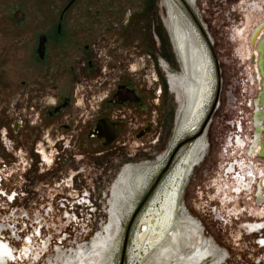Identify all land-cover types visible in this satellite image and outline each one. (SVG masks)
Listing matches in <instances>:
<instances>
[{
  "label": "flooded vegetation",
  "instance_id": "1",
  "mask_svg": "<svg viewBox=\"0 0 264 264\" xmlns=\"http://www.w3.org/2000/svg\"><path fill=\"white\" fill-rule=\"evenodd\" d=\"M75 1H67L57 12L26 13L17 9L12 14L18 25L17 68L12 71L7 67L11 62L7 57L11 55H4L5 58L0 63V178H3L0 179V206L18 207V202L11 201L23 190L27 194L41 195L66 193L70 190L68 186L58 187L60 183H65L64 179L69 181L79 174L90 176L104 173L112 163L134 160L136 152L139 156L144 155L147 149L145 146H149L152 140L155 144L163 137L161 143L165 144L169 134L170 140L164 152L154 160L124 166L113 180L109 222L102 229V235L92 240L90 245L79 247L77 252L69 255L60 251L58 244L55 245L48 264H96L108 242L103 240L116 222L115 214L118 215V221L119 215L122 217L124 204L120 205V202L123 188L130 185L133 192L143 185L146 188L158 171L166 165L167 156L170 160L163 174L173 160L172 166L152 194L158 188L162 189L169 177L174 176L175 180L180 182L173 212V226L166 232L168 234L173 228L168 238L171 248L157 249V246L152 255L157 260L151 258L155 262L160 261L158 264H167L163 261H167L165 255L170 253L178 264L189 259H198L195 264H222L224 255L221 249L213 239H204L200 235L202 225L183 206V195L187 181L190 184L193 171L206 158L209 147L206 137L209 134L212 141L214 119L220 114L222 100H227L225 95L230 97V103H238L240 90L242 94L245 93L247 83H257L261 90V77L257 69V38L253 40V33L260 23L249 38L252 48H248L246 44L245 31L249 32V28L236 27L232 30L233 40L243 44V50L237 49L238 55L243 58L246 53H251L252 63L256 64L255 71L251 73L247 70L246 77H237L231 82L235 87L240 82L239 89L232 85L222 88L220 82V85L216 86L212 103L210 101V112L207 113V109L205 116L208 115L195 127L205 113L211 93L213 95L218 74L216 67L220 62L214 52V60L211 58L208 49V64L212 66L210 73H213L214 84L211 80L207 99L197 112H192L189 109L188 88L184 85L180 87L181 68L173 49H179L176 29L179 16L175 0H161L169 24L168 27L163 21L171 52H168L164 42H159V48L154 52L147 51L146 58L142 60V71H139L141 76L136 74L134 63H130L129 59L118 60L116 44L109 43L104 36L78 47L76 43L83 40L85 34L76 28H66L64 22L68 9ZM38 15L42 17H37ZM206 42L208 48V39ZM256 95L253 98L246 95L247 101L243 97L245 103L252 106L250 138H241L240 120L226 123L227 128L234 130V134L228 129L223 130L228 134L224 153L231 156L234 152H243L246 158L237 160L239 155L231 156L233 164L227 163L228 167L223 169L225 172L222 171L211 185L222 205L236 202L241 197L245 202L247 200L249 204L246 202L243 208L231 209V215L237 220L241 216L251 217L252 220L240 224V228H245L251 234L264 229L259 230V226H264V194L258 195L264 185V167L252 161L258 157L259 149V143L256 145L255 141L254 126ZM238 104L241 108L243 102ZM221 117L225 119L226 115L221 113ZM190 140L192 141L185 144ZM136 142L140 143L137 150ZM118 186L116 194L115 189ZM7 197H10L9 200ZM149 199L150 197L147 201ZM40 202V205H45L42 199ZM149 220L140 215L136 218L140 227L135 233L133 244L138 249V257L141 254L149 255L144 254L138 240L145 232L144 225H150ZM119 226L117 223V229ZM3 228L0 224V231ZM191 229L197 234L194 239L190 233ZM261 242V247L264 248L262 237ZM13 247L8 239L0 240V264L23 259L37 261L45 252L47 242L35 246L33 238L27 237L21 243V249L14 251ZM95 259L97 261L94 263Z\"/></svg>",
  "mask_w": 264,
  "mask_h": 264
},
{
  "label": "rangeland",
  "instance_id": "2",
  "mask_svg": "<svg viewBox=\"0 0 264 264\" xmlns=\"http://www.w3.org/2000/svg\"><path fill=\"white\" fill-rule=\"evenodd\" d=\"M67 1L69 0H0V63L4 60V55H11L7 57V60L11 61L8 63L7 67L12 71L15 70V67L17 68L16 44L19 37L17 34L18 25L15 18L12 16L17 9L26 13L57 12L61 10L60 8H63ZM175 3L178 7L179 24L177 28V39L180 41V46L178 50L175 48L173 49L181 68L180 87H183V85L188 87L194 92L195 98L199 86L207 85V83H211V80L214 84L213 73H210V68L212 69V66L210 67L208 64V59H210L208 49L211 58L213 59L212 53L214 52L216 59L220 62L216 67V70L218 68V74L217 83L215 82L214 84L213 95L211 93L205 113L195 126L198 127L204 120V117L208 115L205 116L207 109V113L210 112V101L212 103L216 92V86L218 87L220 82L222 88L232 85V87L239 89L240 82L236 87L233 86L234 83L231 82L235 81L237 77H246L247 70L251 73L255 71L254 67L256 64L252 63L251 53H246V56L243 58L238 55L237 49L240 48L243 50V44L233 40L232 30L236 27L240 29L249 28V32L248 30L245 31L247 36L246 44L248 48H252L249 43V38L251 32L258 23L264 20V0H196V2L194 0L193 4H190L187 0H175ZM254 4L256 8H254ZM39 16L40 15L37 17ZM166 16V9L164 4H161V0H76L68 9V15L65 17L66 20H64V22L66 28H76L79 29L80 33L85 34V38L76 43L78 47H83V44L92 43L95 38L104 36L109 43L116 44L117 49L115 52L118 60L120 61L122 58L129 59L130 63H134L136 74L141 76L139 71H142V60L146 58L147 51L151 50L154 52L159 48L158 43L164 42L168 52H171L163 24L164 21L169 27ZM40 17H42V15ZM205 39H208L210 44V46L208 44V48ZM245 89V93L243 94L242 90H240L241 96L240 98L238 97V103L241 101L243 102L241 108H239L240 106L237 101L230 103V97L227 96L228 94L225 95L227 100H222L219 108L220 114L214 119L213 123L215 126L213 128V139L211 141L209 134L206 137L209 144L206 158L203 163L193 171L190 184L187 181L188 184L186 183L183 195V206H185L191 215L202 225L200 235L204 239H213L216 245L221 249L224 255L222 264H264V248L258 244L259 238H264V229L255 234L248 233L245 228H240V224L244 221H250L252 218L241 216L240 219L237 220L231 215V209L243 208L247 200L245 202L243 197H241L236 202L222 205L218 201L215 190L211 186L221 175V172L228 167V164H233L234 161L231 158L236 155H239L236 157L237 160L246 158L243 152L238 154L234 152V154L231 155H234L233 157L224 153L225 140L228 139L226 135L228 134L223 132L224 129H228V131L230 130L231 133L234 134V130L229 127L227 128L226 123L236 119L242 121L241 138L245 140L250 138L252 128L250 108H252V106H248L243 97H245V100L246 95L253 98L259 88L257 83H253L252 85L247 83ZM227 91L229 92V89H227ZM235 106H237V109ZM237 110L242 113L239 114ZM221 113L226 115L225 119L221 117ZM169 138L170 135L168 134L165 144L161 143L163 137L155 144H153L154 140H152L149 146H145V149L147 148L146 153L139 156L136 152L134 160L131 162L137 164L154 160L155 157L164 152L170 140ZM183 140L184 139H182V141ZM192 140L185 144H188ZM138 144L140 145L139 142H136L135 150H137ZM222 153L225 155H222ZM169 159L170 157L167 156L166 163ZM252 161H255L254 163L256 165L264 167V157H256L252 159ZM172 162L167 171L158 180L156 186L170 170ZM235 167L237 170L236 165ZM161 170L162 168L160 171ZM160 171H158L146 188L143 185L139 187V190L134 192L130 185L123 188L124 191L121 194L122 203L120 202V205L124 204L122 217L119 215L118 221V215L115 214L116 222L110 230L109 235H106L103 240L108 242L102 249L96 264H158V262H160H155V260L153 261L152 259L155 258V256L152 257V255L155 253L156 249L151 250L149 255H143L141 254L142 252H140L142 257L140 256L138 259L137 257L133 258L138 253V249H136L133 244L135 233L140 227V224L136 222L137 216H146L152 221L156 215L161 213V211H158L159 201L156 200L158 199V195L160 196L162 193L163 189L161 188H158L153 194L151 193L152 195L150 194L151 196H149L150 199L148 201L146 200L147 202L145 201L142 206L138 208ZM113 180L112 182L114 183ZM113 183L110 184L107 198L104 201L102 200V206H105V209L102 213L101 226L98 225V227L86 235V237L81 235L76 239V242L79 243L82 240L87 241L90 239V241L70 247L69 245L71 242L68 241V238V240L62 242V245L65 248H70L65 249L58 245L60 251L65 252L67 255L75 253L78 251L79 247L90 245L92 240L102 235V229H104L109 222L110 195ZM118 190L119 186L115 189L116 194ZM247 204L249 203L247 202ZM115 205L116 202L114 203V207ZM137 208L138 211L133 217ZM149 210H151L150 213L148 212ZM39 211L42 212L43 210ZM0 212L3 214L4 211ZM43 214L44 213H41L40 216L42 217ZM45 220L50 229L48 231L44 229L42 233L51 236L54 235V240L50 242L47 241V248L45 252H41L42 255L39 259L34 261L30 257L31 260L23 259L7 264H48V260L51 259L54 253V247L58 244L56 240H59L62 236L59 231L63 232V221L62 216L57 212L54 216L49 213V215L45 217ZM117 223L120 224L118 229ZM172 230L173 228L170 229L169 233ZM190 231L193 239L196 238L197 234L194 232V229ZM27 232L28 231H26V233ZM169 233L166 234L165 239L159 244L157 249L165 247L168 238H170ZM37 239L38 241H36V238H33V244L35 246L41 243L39 238ZM21 243L16 242L13 246L21 249ZM169 255V253L166 254L165 258L167 261L163 262H167V264L174 262L176 264L177 261H174ZM148 259L152 260L148 261ZM96 261L97 259H95L94 263Z\"/></svg>",
  "mask_w": 264,
  "mask_h": 264
},
{
  "label": "built area",
  "instance_id": "3",
  "mask_svg": "<svg viewBox=\"0 0 264 264\" xmlns=\"http://www.w3.org/2000/svg\"><path fill=\"white\" fill-rule=\"evenodd\" d=\"M132 164L134 163L131 161L116 162L110 164L104 173L90 176L79 174L69 181L64 179L63 182L65 183L63 185L60 183L58 187L68 186L70 190H67L66 193L41 195L27 194L23 190L19 196H15L11 201L18 202V207L0 206V211H4L3 214L0 212V224L4 227L0 231V240L8 239L11 244L21 243L27 237L36 238V241L39 238L41 243L53 241L54 235L43 234L42 230L48 231L50 229L45 217L49 213L54 216L57 212L62 216L63 221V232L59 231L62 236L59 240H56L58 245L65 248L62 242L68 240V238V241L71 242L70 247L87 243L90 239L87 241L82 240L80 243L76 242V239L81 235L86 237L98 225L101 226L102 213L105 209V206H102V200L104 201L107 198L110 184L120 170L124 166ZM9 198L7 197V200ZM41 199L45 202V205L39 204ZM39 210L43 211L40 212ZM41 213H44L42 217L40 216ZM26 231L28 232L26 233ZM258 244L261 246V238L258 240ZM14 248L15 251L17 248Z\"/></svg>",
  "mask_w": 264,
  "mask_h": 264
},
{
  "label": "bare ground",
  "instance_id": "4",
  "mask_svg": "<svg viewBox=\"0 0 264 264\" xmlns=\"http://www.w3.org/2000/svg\"><path fill=\"white\" fill-rule=\"evenodd\" d=\"M263 28H264V20H262L260 22V24L257 26L256 30L253 33V40L257 38V43H259L257 45V48H258L257 52H258L259 56L262 53V59L264 57V53H263V51H264V41L263 42H259V39L264 34ZM178 44L180 46L179 39H178ZM262 46H263V48H262ZM260 77H261V75H260ZM262 78L263 77H261V79ZM187 90H188V93H189V99H188V101H189V109L192 112H197V110H199L200 106L202 105L203 101H205L207 99V97H208V94H209V91H210V82L207 83V85H201V86L198 87L197 95L195 96V98H194V92L192 90H190L189 88ZM263 90H264V88H263ZM263 101H264V99L259 96L258 101L255 102V103H256V105H258L260 102L262 104ZM262 109L264 110V106H263ZM255 115L258 117V120H259V118L261 120V117H259V116H261L259 108L257 109ZM255 128H256L255 141H256V144H257V142L259 141L258 135H260V139L262 137V133L259 134L262 128L259 126V123L255 124ZM263 144H264V136H263ZM263 149H264V146H263ZM180 170H181V168H180ZM179 176H180V174H179ZM175 181H176L175 177L173 176V177H169L167 179V181L164 183V185L162 187V189H163L162 193L160 194V196L158 195V199H156V200L159 201V209H158V211H161V213H159V215H156V216L154 215L155 217H154V219L152 218L153 219L152 221L149 220V222H150L149 226L145 227V225H144L143 228H145V232L143 234H141L139 236V238H138L139 246L144 250L143 251L144 254L145 253H149L151 250H154L155 247L159 246V244L163 241V237L165 236V234L168 231V229L173 226V221H174L173 212H174V207H175V203H176L178 187L180 185V182L178 180L176 182ZM261 194H262V188L259 190V194L258 195L261 196ZM143 221L146 224L148 223L146 221V219H144ZM263 228H264L263 225L259 226V230H261ZM168 242H167V244H165V247L170 249L171 248V246H170L171 242L170 241H168ZM180 244H181V241H180ZM138 256L139 255L137 254L136 255L137 259H138ZM169 256H171V255H169ZM136 257L134 256L133 258H136ZM141 257H142V255H141ZM171 257H173V256H171ZM156 260H157V258H156ZM197 260L198 259H194V260L189 259V260H187L185 262H182V264H195L197 262Z\"/></svg>",
  "mask_w": 264,
  "mask_h": 264
},
{
  "label": "water",
  "instance_id": "5",
  "mask_svg": "<svg viewBox=\"0 0 264 264\" xmlns=\"http://www.w3.org/2000/svg\"><path fill=\"white\" fill-rule=\"evenodd\" d=\"M255 28H256V27H255ZM255 28H254V29H255ZM263 30H264V28H263ZM253 31H254V30H253ZM253 31H252V32H253ZM250 38H251V36H250ZM263 41H264V34H263V36L259 39V42H263ZM249 43H251V42L249 41ZM258 44H259V43H257V45H258ZM262 48H263V46H262ZM257 50H258V48H257ZM259 53H260V52H259ZM263 53H264V51H263ZM257 69H258V71H259L261 77H263V78L261 79V90H259V91L257 92L256 98L254 99V126H255V124L259 123V126L262 128L261 131H260V133H259V134L262 133V137H261V139H260V135H258L259 141L257 142V144L259 143V149H258L257 156H258V157H264V149H263V146H264V144H263V136H264V110L262 109L263 106H264V101H263L262 104H261V102H260L258 105H256V103H255V102L258 101L259 96H260L261 98L264 99V90H263V88H264V57H263V59H262V53H261V55L258 57V61H257ZM260 100H261V99H260ZM258 108H259V111H260V114H261V116H259V117H261V120H260V118H259V120H258V117L255 115V113H256V111H257ZM255 116H256V117H255ZM258 121H259V122H258ZM200 129H201V127H200ZM200 129H199V131H200ZM199 131H198V132H199ZM255 131H256V128H255ZM257 144H256V145H257ZM175 150H176V149H175ZM169 160H170V159H169ZM168 162H169V161H167L166 165L168 164ZM166 165L164 166V168L162 169V171L158 174L157 178L155 179V181L153 182V184L151 185V187L149 188V190L147 191V193H146L145 196L143 197V199H142L140 205L138 206V208H140V207L142 206V204L148 199V197L150 196V194H151L152 191L154 190V187L156 186L158 180H159V179L161 178V176L163 175V171H164ZM262 194H264V185L262 186ZM138 208H137V210L135 211V213L133 214V217L136 215V213H137V211H138Z\"/></svg>",
  "mask_w": 264,
  "mask_h": 264
},
{
  "label": "clouds",
  "instance_id": "6",
  "mask_svg": "<svg viewBox=\"0 0 264 264\" xmlns=\"http://www.w3.org/2000/svg\"><path fill=\"white\" fill-rule=\"evenodd\" d=\"M50 99V98H49Z\"/></svg>",
  "mask_w": 264,
  "mask_h": 264
}]
</instances>
